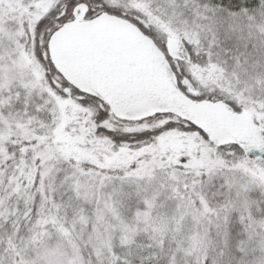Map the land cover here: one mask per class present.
I'll return each mask as SVG.
<instances>
[{"label":"snow or ice","instance_id":"snow-or-ice-1","mask_svg":"<svg viewBox=\"0 0 264 264\" xmlns=\"http://www.w3.org/2000/svg\"><path fill=\"white\" fill-rule=\"evenodd\" d=\"M0 264H264V0H0Z\"/></svg>","mask_w":264,"mask_h":264}]
</instances>
